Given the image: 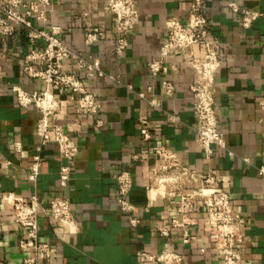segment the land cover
<instances>
[{
  "label": "crops",
  "instance_id": "obj_1",
  "mask_svg": "<svg viewBox=\"0 0 264 264\" xmlns=\"http://www.w3.org/2000/svg\"><path fill=\"white\" fill-rule=\"evenodd\" d=\"M133 1L139 16L120 56L114 53L116 28L107 0H52L44 22L32 19L39 30L59 27L63 43L90 63L96 61L101 71L97 74L78 70L70 61L63 63V69L80 77L100 103L98 113L90 115L78 108L74 96L58 93L60 122L67 125L78 147L66 189L58 183L64 161L54 144L40 150L39 175L35 183L28 180L31 157L39 144L34 135L39 113L33 106L18 107L9 90L12 86L27 92L45 90L43 81L22 71L27 53L43 49L44 41L31 46L20 25L13 34L0 36V264H21L28 255L19 244L23 229L3 200L8 193L23 199L36 194L43 206L58 195L70 199L77 231L38 212L39 239L50 246L48 257L40 258L39 264H165L145 262L140 256L164 250L180 257L179 263L171 264H223L214 253L215 232L200 201L190 215L194 225L171 227V220L181 217L168 204L163 189L148 188L150 173L163 164L154 154L158 146L172 150L195 173L218 178L241 218L242 264H264V174H260L264 169V110L258 106L264 95V0H203L201 13L209 20L210 40L219 46L214 111L225 141V149L212 146L210 156L197 143L189 90L197 76L187 60L182 56L168 60L174 67L167 74L175 87L170 97L160 95L162 76L152 77L147 70L166 38V19L185 24L190 0ZM229 3L261 16L245 30L240 14L233 13ZM90 29L102 37L87 46L84 34ZM193 54L202 59L204 46H195ZM43 67L35 65L37 70ZM148 85L153 86L152 93L140 99L137 93ZM149 99H155L159 107L151 106ZM174 116L178 122L171 121ZM142 118L149 122V141L140 135ZM17 143L19 152L14 150ZM123 171L132 177L128 201L130 216L139 220L135 227L117 205L114 176ZM196 187L197 183L187 181L184 191ZM157 227H167L168 237H160ZM184 237L193 239L184 244Z\"/></svg>",
  "mask_w": 264,
  "mask_h": 264
},
{
  "label": "built area",
  "instance_id": "obj_2",
  "mask_svg": "<svg viewBox=\"0 0 264 264\" xmlns=\"http://www.w3.org/2000/svg\"><path fill=\"white\" fill-rule=\"evenodd\" d=\"M52 0H0V36L14 33L16 26H23L27 31L28 43L33 46L36 41L43 40L44 48L30 50L24 58L22 71L33 79L44 82L45 90L41 92H27L20 87L12 86L10 91L15 96L18 107L33 106L39 113L35 122L34 135L39 144L36 153L31 157L28 180L35 183L41 166L40 150L48 145L57 147L59 157L64 161L58 173V183L61 189H66L71 180L72 163L78 154V147L74 142L67 125L60 122L62 104L60 92H67L75 97L78 108L90 115H96L100 103L88 90L83 80L76 74L63 69V63L70 61L78 70H86L101 74L96 61L90 63L71 51L61 40L59 27H52L49 31L39 30L32 24V19L38 22L46 20V12ZM203 0H190L189 14L185 24L174 18L165 21L166 38L159 48L156 59L147 63V70L152 77H161L160 95L170 97L175 90L173 82L167 78L170 69L168 60L175 56H182L194 70L197 78L189 87L192 95L193 114L196 118L195 131L198 146L204 149L207 156L212 154V146L225 149V141L218 130V122L214 111V75L220 67L219 46L210 40L209 20L201 13ZM108 12L114 17L115 37L114 53L122 55L139 16L133 0H107ZM228 8L233 13H239V23L243 29H249L253 22L261 16L260 13L242 9L235 3H229ZM102 33L88 30L84 34V43L89 46L98 41ZM197 45L204 46V56L196 59L193 49ZM38 63L44 64L43 69H35ZM119 83V81H117ZM1 91V88H0ZM55 91V92H54ZM153 91V86H146L144 91L137 93L140 99H147ZM149 104L155 108L159 103L149 99ZM258 106L264 110V95L258 100ZM172 122H178L177 117H170ZM140 135L143 141H149L148 119H139ZM19 152L20 145H14ZM154 154L163 164L159 170L150 173L148 188L163 189L168 204L173 207L180 219H172L171 227H185L194 225L190 216L197 200L202 205L206 218L215 232L214 253L223 264H242L241 245L244 237L240 230L241 218L234 209L228 193L221 187L218 178L213 174H197L179 162L177 155L165 146H158ZM264 174V169L260 170ZM116 180L117 205L120 211L128 215L130 226H137L139 220L131 217L132 205L128 195L132 189V177L123 171L114 176ZM197 183L198 187L188 192L184 191L185 182ZM9 205L14 222L23 229L19 244L28 253L21 264H39V259H46L50 253V246L41 242L38 233V212L61 227L77 231L71 209L70 199L66 195H58L49 200L47 205H41L36 194L27 199L8 193L3 197ZM1 205V199H0ZM160 237H168L167 227H157ZM192 237H184L187 244ZM145 262L179 263L180 257L169 251H162L157 255L141 253Z\"/></svg>",
  "mask_w": 264,
  "mask_h": 264
}]
</instances>
